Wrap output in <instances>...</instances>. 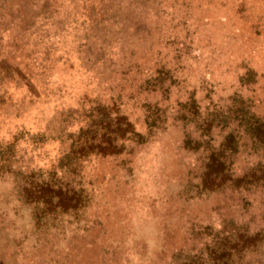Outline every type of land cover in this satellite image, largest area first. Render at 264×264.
Segmentation results:
<instances>
[{"label": "rangeland", "instance_id": "rangeland-1", "mask_svg": "<svg viewBox=\"0 0 264 264\" xmlns=\"http://www.w3.org/2000/svg\"><path fill=\"white\" fill-rule=\"evenodd\" d=\"M262 125L264 0H0V264H264V241L224 258L264 188L201 186L213 152L260 169ZM93 136L119 153L63 167ZM32 175L89 202L44 214Z\"/></svg>", "mask_w": 264, "mask_h": 264}, {"label": "trees", "instance_id": "trees-1", "mask_svg": "<svg viewBox=\"0 0 264 264\" xmlns=\"http://www.w3.org/2000/svg\"><path fill=\"white\" fill-rule=\"evenodd\" d=\"M248 119L253 120V118L249 117ZM260 127L263 131L260 130ZM252 129L257 133L256 137L261 140L264 139V125ZM82 134L84 135V133ZM130 134L133 135L132 139L141 138L138 133H134L133 131H130ZM111 141L114 142V140L109 138L96 139L95 136L85 141L79 138L78 141L73 144V149L69 152V155L64 158L62 166L67 167L78 164V160L83 153H102L107 148H112V151L108 153L104 152V154L115 155L119 153L121 148L119 149V147L113 145V143L111 145ZM201 186L205 190L211 192L218 191L225 186L242 188L244 191L249 190V188H253V190L256 188H264V165H261V168L258 170L252 169L235 175L231 173L230 169L225 165V161L220 159L219 156L213 152L205 166V170L201 174ZM23 191L26 200L36 204L38 207L41 206L39 208L43 210L44 214L54 213L56 210H59L61 213H66L68 211L75 212L83 209L86 203L89 202L88 192L85 189H71L63 183L54 181V179L39 180L38 177L33 175L28 183V187H24ZM256 193L257 192H253L252 194L255 195ZM235 225V222H231L230 226L232 229H227L224 232L229 234L231 238L236 235V237H234V242L230 244L229 241L228 247L225 248L224 258L229 259L232 250L237 246H240L239 251L242 252L243 255L248 252L257 253V249L264 241V226L250 227L245 224H240L239 226ZM112 243L116 255L120 256L119 250L123 249L122 239L118 236L113 237ZM186 264H196V262L191 260Z\"/></svg>", "mask_w": 264, "mask_h": 264}, {"label": "clouds", "instance_id": "clouds-1", "mask_svg": "<svg viewBox=\"0 0 264 264\" xmlns=\"http://www.w3.org/2000/svg\"><path fill=\"white\" fill-rule=\"evenodd\" d=\"M144 237L148 241H153L154 240V237H153L151 229H148V230L145 231ZM152 251H154V248L150 244L149 245V252H152ZM134 264H144V258H141V257L137 256L135 258V260H134Z\"/></svg>", "mask_w": 264, "mask_h": 264}]
</instances>
